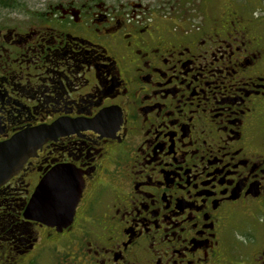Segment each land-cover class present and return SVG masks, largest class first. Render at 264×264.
Returning a JSON list of instances; mask_svg holds the SVG:
<instances>
[{"label":"flooded vegetation","instance_id":"af4514ba","mask_svg":"<svg viewBox=\"0 0 264 264\" xmlns=\"http://www.w3.org/2000/svg\"><path fill=\"white\" fill-rule=\"evenodd\" d=\"M6 10L0 143L61 128L0 187V264H264L259 11L196 27L136 0ZM67 168L71 224L30 220Z\"/></svg>","mask_w":264,"mask_h":264},{"label":"water","instance_id":"95a60500","mask_svg":"<svg viewBox=\"0 0 264 264\" xmlns=\"http://www.w3.org/2000/svg\"><path fill=\"white\" fill-rule=\"evenodd\" d=\"M61 128L57 124L23 132L7 143H0V187L17 175L27 160L49 141L50 134ZM84 182L67 169H58L38 189L29 204L26 216L51 227H68L82 195Z\"/></svg>","mask_w":264,"mask_h":264},{"label":"rangeland","instance_id":"374dc122","mask_svg":"<svg viewBox=\"0 0 264 264\" xmlns=\"http://www.w3.org/2000/svg\"><path fill=\"white\" fill-rule=\"evenodd\" d=\"M20 6L17 8L27 7L36 8L44 5L49 0H18ZM135 1V0H134ZM155 7L160 6L161 11L165 14L175 13L185 18V14L189 16L190 24L201 26L202 23H209V18L221 16V11L225 7H234L240 9L241 12L254 13L259 11V16L264 18V0H136ZM231 4V5H230ZM12 15V17L8 16ZM15 14L0 8V20L14 18ZM206 18V19H205ZM212 20V19H211ZM261 30L262 26H261Z\"/></svg>","mask_w":264,"mask_h":264},{"label":"trees","instance_id":"16d2710c","mask_svg":"<svg viewBox=\"0 0 264 264\" xmlns=\"http://www.w3.org/2000/svg\"><path fill=\"white\" fill-rule=\"evenodd\" d=\"M20 6L18 0H0V8L4 9H16Z\"/></svg>","mask_w":264,"mask_h":264}]
</instances>
